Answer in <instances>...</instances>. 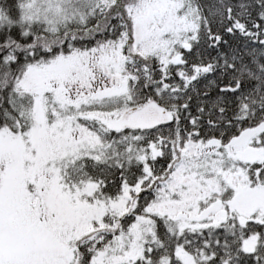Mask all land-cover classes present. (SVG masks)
I'll list each match as a JSON object with an SVG mask.
<instances>
[{"label": "snow or ice", "instance_id": "6c2138e0", "mask_svg": "<svg viewBox=\"0 0 264 264\" xmlns=\"http://www.w3.org/2000/svg\"><path fill=\"white\" fill-rule=\"evenodd\" d=\"M0 264H264V0H0Z\"/></svg>", "mask_w": 264, "mask_h": 264}]
</instances>
